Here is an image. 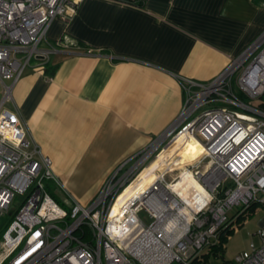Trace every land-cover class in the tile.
Segmentation results:
<instances>
[{"label": "built area", "instance_id": "obj_1", "mask_svg": "<svg viewBox=\"0 0 264 264\" xmlns=\"http://www.w3.org/2000/svg\"><path fill=\"white\" fill-rule=\"evenodd\" d=\"M81 2L0 0V215L19 198L1 234L0 264H193L249 206L264 204V31L213 79L180 78L184 101L177 117L84 204L62 185L18 114L4 106L28 67H42L69 47L50 42L47 31L54 18L71 20ZM191 139L201 152L173 165L180 160L177 142ZM165 148L172 149L169 165L113 209L143 163ZM182 177L194 183H179ZM255 234L258 243L229 264H264V223Z\"/></svg>", "mask_w": 264, "mask_h": 264}, {"label": "crops", "instance_id": "obj_2", "mask_svg": "<svg viewBox=\"0 0 264 264\" xmlns=\"http://www.w3.org/2000/svg\"><path fill=\"white\" fill-rule=\"evenodd\" d=\"M262 31L264 0H82L47 31L69 47L28 67L4 106L85 204L177 117L180 78L213 79Z\"/></svg>", "mask_w": 264, "mask_h": 264}, {"label": "rangeland", "instance_id": "obj_3", "mask_svg": "<svg viewBox=\"0 0 264 264\" xmlns=\"http://www.w3.org/2000/svg\"><path fill=\"white\" fill-rule=\"evenodd\" d=\"M8 82V81H6ZM1 91H0V99H1ZM181 142V143H180ZM193 142V139L186 140V141H178L175 145L177 149H180V152L183 151L184 153L181 156L182 159H186L188 157L187 152L190 153V157H194L195 154L198 153V150H194L193 152H190L188 150V147ZM182 144L183 146H180ZM199 145V144H198ZM180 146V147H179ZM187 149H185V148ZM159 151V150H158ZM153 154V156L149 157L143 165L145 168L139 173L136 180L132 184V186H136L141 179L145 177L147 174L149 166L154 163L161 161L165 155L172 152L171 148H165L159 155H157V152ZM155 157V158H154ZM177 160H174L173 165H177L179 162H176ZM156 162V163H157ZM168 164V163H167ZM166 166V165H165ZM129 167V166H128ZM156 167V166H154ZM179 167V166H177ZM126 169V168H125ZM123 169V171L125 170ZM157 170H162L161 165L157 167L155 170L151 171L149 174L146 175L145 184H147L150 180H153L155 177H157ZM144 181L141 180L140 183H143ZM49 190L52 192L55 197L59 200V202L64 206L67 207L63 201H62V192L56 186H54L52 183H49ZM142 187V186H141ZM138 190H136L137 192ZM135 192V193H136ZM133 193V192H132ZM18 197L14 200V203L10 206L8 212L0 215V240H1V234L3 230L5 229L6 225L12 218L13 214L15 213V210L17 209V201ZM252 205H255V210L251 215H245L244 217H241L239 220H235V222L232 224L233 231L229 234H227L225 241H224V251L222 253V256L217 257L216 255L210 254L208 256V260L204 262L203 260L199 261L198 263L194 264H221L223 260L232 261L236 254L240 253L241 251L247 250L249 248V244L251 241H254L256 244L258 243V238L256 237L255 232L259 229L260 225L264 223V204L260 203H253ZM251 205V206H252ZM249 206L248 209L251 207ZM247 209V210H248ZM140 217L145 223H149L150 219L146 211H142L140 213ZM205 252V251H204ZM203 252V253H204ZM5 264V263H3Z\"/></svg>", "mask_w": 264, "mask_h": 264}, {"label": "bare ground", "instance_id": "obj_4", "mask_svg": "<svg viewBox=\"0 0 264 264\" xmlns=\"http://www.w3.org/2000/svg\"><path fill=\"white\" fill-rule=\"evenodd\" d=\"M181 143V142H180ZM199 143L197 142V140H194L193 139V142L191 143V145L188 147V150L190 151V152H193L194 150H198V153L197 154H195L194 155V157L195 156H197L200 152H201V147H200V144L198 145ZM180 146H183L182 144H180ZM179 146V147H180ZM185 148V147H184ZM186 149V148H185ZM187 150V149H186ZM171 153L172 152H170L169 154H167V155H165V157H163V159L161 160V161H158L156 164H155V166L156 167H154L153 166V168H151V171H153V170H155L157 167H159V165H161V168L163 169V167H165V165H169V163L167 164V162H168V159L170 158V155H171ZM184 152L183 151H181L180 152V155H182ZM187 155H188V157H186V159H182V157L180 156V163L182 164V162H187V161H190V160H192L194 157H190V153L189 152H187ZM180 163H178L177 164V166H179L180 167ZM145 168V167H144ZM143 168V169H144ZM142 169V170H143ZM141 170V171H142ZM140 171V172H141ZM150 171V172H151ZM139 172V173H140ZM150 172H148L147 174H149ZM139 173L137 174V176L139 175ZM146 174V175H147ZM146 175H145V177L143 178V179H141L142 181H144L143 183H140L141 182V180L139 181V183L134 187V186H132V184L134 183V181L136 180V178H137V176L124 188V190L119 194V196H118V198H117V200L115 201V204H114V206H113V209H115L122 201H124L125 199H127V198H129V197H131V196H133V195H135V194H138V193H140V192H142L145 188H147L157 177H155L153 180H150L147 184H145V179H146ZM188 182V184H192V183H194V181H193V179L192 178H187V177H182V180L181 181H179V183H184V182ZM142 186V187H141ZM136 190H138L137 192H136ZM133 192V193H132ZM136 192V193H135Z\"/></svg>", "mask_w": 264, "mask_h": 264}, {"label": "trees", "instance_id": "obj_5", "mask_svg": "<svg viewBox=\"0 0 264 264\" xmlns=\"http://www.w3.org/2000/svg\"><path fill=\"white\" fill-rule=\"evenodd\" d=\"M49 187V185H47ZM255 210V205H252L248 210H246L244 213H242L237 220H239L241 217H244L245 215H251ZM233 231L232 226L227 227L224 229L219 236V241L217 244L210 246L208 249L205 250V252L202 254L199 261L203 260L206 262L208 260V256L210 254L216 255L217 257L222 256V253L224 251V241L227 236V234L231 233ZM198 260H195L194 263H198ZM193 263V264H194ZM230 261L223 260L221 264H229Z\"/></svg>", "mask_w": 264, "mask_h": 264}]
</instances>
